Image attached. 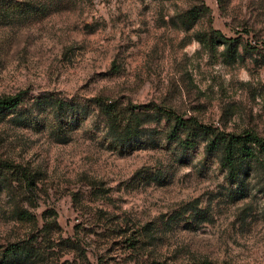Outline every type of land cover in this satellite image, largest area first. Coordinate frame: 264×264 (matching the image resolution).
Returning a JSON list of instances; mask_svg holds the SVG:
<instances>
[{
    "label": "rangeland",
    "instance_id": "374dc122",
    "mask_svg": "<svg viewBox=\"0 0 264 264\" xmlns=\"http://www.w3.org/2000/svg\"><path fill=\"white\" fill-rule=\"evenodd\" d=\"M31 1L37 9L0 14V95H102L264 137V0ZM193 4L208 11L184 26ZM210 27L237 38L231 51L199 35ZM8 115L0 161L35 176L27 189L0 170V253L22 240L35 253L23 264H264L262 173L231 196L203 132L185 148L160 116L119 143L92 105L60 123L47 111L26 126Z\"/></svg>",
    "mask_w": 264,
    "mask_h": 264
},
{
    "label": "trees",
    "instance_id": "16d2710c",
    "mask_svg": "<svg viewBox=\"0 0 264 264\" xmlns=\"http://www.w3.org/2000/svg\"><path fill=\"white\" fill-rule=\"evenodd\" d=\"M38 6L36 1L31 0H0V14L15 8L27 12L37 9ZM207 11L205 5L193 4L180 12L179 20L184 26H190ZM199 35L209 39L210 42L212 39L219 40L228 52L233 49L237 41V38L224 36L217 29L211 27L206 31H201ZM89 105L96 107L103 116L108 137L119 143L140 137L144 131L142 124L150 120H157L160 116L172 121L171 128L167 133L171 139L177 138V131H184V136L178 141L185 148L194 146L196 136L201 131L207 135L203 145L204 154H216L220 166L224 169L226 180L234 184L230 191L231 196H237V192L241 193L239 189L244 186V180L253 169L262 173L261 188L264 192V137L252 130L240 132L220 130L216 127L203 125L190 116L182 117L170 109L165 110L154 104L119 105L114 101H107V98L102 95L90 96L82 102L51 93L28 98L23 89L0 95V119L9 114L8 119L12 120L14 124L26 126L36 122V114L47 111L56 123H60L63 117L85 116ZM2 169H8L11 177L22 181L25 188H31L35 176L34 170H30L26 165L0 161V170ZM186 206L188 204L183 206L182 210H186ZM20 215L30 218L29 213L25 211H21ZM34 254L31 245L26 241L9 243L0 253V264L31 262ZM151 264L169 263L152 260ZM196 264L232 263L226 261L214 263L202 259Z\"/></svg>",
    "mask_w": 264,
    "mask_h": 264
}]
</instances>
